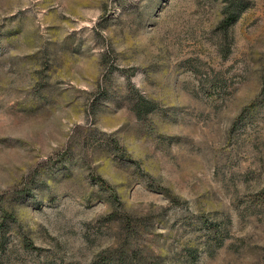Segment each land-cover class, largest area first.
<instances>
[{
    "label": "rangeland",
    "instance_id": "obj_1",
    "mask_svg": "<svg viewBox=\"0 0 264 264\" xmlns=\"http://www.w3.org/2000/svg\"><path fill=\"white\" fill-rule=\"evenodd\" d=\"M0 264H264V0H0Z\"/></svg>",
    "mask_w": 264,
    "mask_h": 264
}]
</instances>
